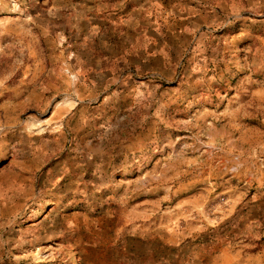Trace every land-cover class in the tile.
<instances>
[{
  "label": "rangeland",
  "instance_id": "374dc122",
  "mask_svg": "<svg viewBox=\"0 0 264 264\" xmlns=\"http://www.w3.org/2000/svg\"><path fill=\"white\" fill-rule=\"evenodd\" d=\"M0 264H264V0H0Z\"/></svg>",
  "mask_w": 264,
  "mask_h": 264
}]
</instances>
